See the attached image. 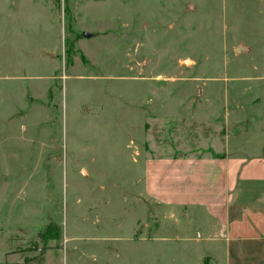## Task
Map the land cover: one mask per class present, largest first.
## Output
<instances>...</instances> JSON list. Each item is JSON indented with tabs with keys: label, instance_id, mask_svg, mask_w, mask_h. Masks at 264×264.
<instances>
[{
	"label": "rangeland",
	"instance_id": "1",
	"mask_svg": "<svg viewBox=\"0 0 264 264\" xmlns=\"http://www.w3.org/2000/svg\"><path fill=\"white\" fill-rule=\"evenodd\" d=\"M263 59L264 0H0V264H210L143 159L251 137Z\"/></svg>",
	"mask_w": 264,
	"mask_h": 264
},
{
	"label": "crops",
	"instance_id": "2",
	"mask_svg": "<svg viewBox=\"0 0 264 264\" xmlns=\"http://www.w3.org/2000/svg\"><path fill=\"white\" fill-rule=\"evenodd\" d=\"M250 129L251 137L223 131L220 144L212 140L199 155L143 159V196L184 211L195 230L188 241L207 244L210 264H264V125Z\"/></svg>",
	"mask_w": 264,
	"mask_h": 264
},
{
	"label": "trees",
	"instance_id": "3",
	"mask_svg": "<svg viewBox=\"0 0 264 264\" xmlns=\"http://www.w3.org/2000/svg\"><path fill=\"white\" fill-rule=\"evenodd\" d=\"M42 242L47 245L50 241L58 240L60 229L53 223H49L42 232L38 234Z\"/></svg>",
	"mask_w": 264,
	"mask_h": 264
},
{
	"label": "water",
	"instance_id": "4",
	"mask_svg": "<svg viewBox=\"0 0 264 264\" xmlns=\"http://www.w3.org/2000/svg\"><path fill=\"white\" fill-rule=\"evenodd\" d=\"M83 36L86 37V38H90L91 34L83 33ZM241 51H243L242 47H239V48L236 49V53H240Z\"/></svg>",
	"mask_w": 264,
	"mask_h": 264
}]
</instances>
